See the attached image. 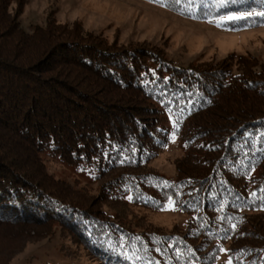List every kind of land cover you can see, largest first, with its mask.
<instances>
[{"label":"trees","instance_id":"trees-1","mask_svg":"<svg viewBox=\"0 0 264 264\" xmlns=\"http://www.w3.org/2000/svg\"><path fill=\"white\" fill-rule=\"evenodd\" d=\"M24 4L0 0V104H8L0 105V264H217L223 248L233 264H264V65L241 57L236 68L182 67L149 46L141 53L124 49L118 60H109L107 43L51 16L44 27L26 31L18 20ZM163 7L209 23L227 13L264 11V0ZM261 25L264 18L251 17L222 27ZM78 32L90 48L78 44ZM78 48L82 54H69ZM100 55L103 66L94 69ZM36 72L66 79L65 89L82 100L95 95L142 107H121L135 112L128 123L107 125L110 118L100 112L85 119L75 115L63 91L43 90L45 78ZM215 73L217 78L210 76ZM60 111H67L69 124L79 120L75 131L82 135L60 134ZM48 112L59 118L50 125ZM19 118L22 130L8 126ZM172 146L179 157L173 174L164 176L151 164ZM43 159L91 175L110 207L74 196L62 180L53 183L45 177ZM170 199L186 219L171 233L131 227L108 213L114 204L164 210ZM36 225L48 233L28 247L36 228L26 229ZM54 233L61 243L59 260L31 254Z\"/></svg>","mask_w":264,"mask_h":264},{"label":"rangeland","instance_id":"rangeland-1","mask_svg":"<svg viewBox=\"0 0 264 264\" xmlns=\"http://www.w3.org/2000/svg\"><path fill=\"white\" fill-rule=\"evenodd\" d=\"M24 2L23 11L18 17L23 29L33 31L36 27H44L47 23L48 16H51L59 25L67 29L75 28V31L80 29L79 32L81 33L91 34L93 37L101 39L103 45L104 42L107 43V52L113 55V58H109V60H118L120 58L119 53L124 49L141 53L145 46H149L154 48L156 52L163 53L166 59L175 65L182 67L199 65L216 68H223L225 66L236 68L235 65L239 64V58L241 57L253 58L256 60L258 66L264 65V25L242 30L225 29L222 26L217 27L214 23L185 18L161 5L159 6L151 1L145 0H24ZM16 7L17 4L15 2L11 5L10 10L13 12ZM79 32V37L75 38V40L79 42L78 44L82 48H90L91 44L89 42H86L85 45L82 40L80 41ZM90 42L95 43V41ZM73 53L74 55L82 54L83 49L78 48L75 52L74 50L69 52V54ZM64 56L73 58L71 55H62L63 58ZM100 57L101 55L96 56V59L94 58V69L102 68L103 65L99 64H101L100 60L103 59ZM78 60L82 61L80 58ZM98 72L105 78L106 74L103 71L101 72L99 70ZM34 74L47 79L42 80V83H40L43 90L44 88L49 92L59 90L67 94L68 101L66 102L74 109V112H78L75 115L86 116L85 119H95L96 112H100L108 120L110 118V123L104 118L106 120L105 122L108 123L107 125L116 124L118 120H121L123 123L127 121L128 123L130 122L128 115L134 114L132 116L136 117L135 112H126L121 107L127 109L142 107L141 103H137L136 105H132V107L129 106V108L126 104H120L115 101L111 102L107 98L102 96L96 97L95 95H89L86 102V100H82L77 96V92L72 94L65 89L66 83L64 80L66 79L60 80L58 76H52L43 72H36ZM210 76L217 78L216 73ZM114 89L116 92H123L118 87ZM8 100L13 99L10 98ZM1 101L2 104L0 105L8 106L4 99ZM95 102L96 104L94 105ZM93 105L97 108L95 109L96 111L92 109ZM1 108L0 119L3 116ZM60 113L62 115V119L60 118V120L65 122L67 116H69L67 115V111L66 113L60 111ZM47 114L52 119L47 125L52 124L54 122L53 119H59L56 116H52V112H48ZM72 121V124L64 123V131L60 134H66L70 130L75 135L83 134L75 131V127L79 124L76 122L79 120ZM1 123L2 121H0V126L2 127ZM22 123L19 118L9 121L8 126H16L18 130H22L24 128ZM116 126L121 127L119 124ZM33 131L34 129L32 127L26 132L28 134V132ZM178 157L179 151L172 146L162 151L159 157L152 161L151 166L161 175L170 176L173 174L175 160ZM42 168L44 169L45 177H51L53 183L57 180L66 182L69 186L68 189L74 196L82 200L90 201L95 207H110V205L107 206L106 202L100 198L97 191V181L91 175H87L80 170H71L56 160L49 161L43 159ZM62 186L66 187L63 184ZM111 206V209L108 211L111 218L114 215L119 216V220H122L131 227L138 226L140 228H150L171 233L174 227L183 226L186 221L185 217L179 211L172 208V206H168L166 209L159 211L125 207L121 204ZM31 227L36 228L35 233L28 231ZM26 230L30 232L28 237L30 244L28 247L40 242L42 240L41 237L48 233L46 228L43 229V227L38 225L28 226ZM53 235L55 237H53L52 241L46 240L32 247L30 249L31 254H34L39 259L50 258L51 260H59L61 258L59 250L61 243L57 242L58 234L54 233ZM229 261L223 248L217 264H229ZM231 264L233 263L231 262Z\"/></svg>","mask_w":264,"mask_h":264},{"label":"snow or ice","instance_id":"snow-or-ice-1","mask_svg":"<svg viewBox=\"0 0 264 264\" xmlns=\"http://www.w3.org/2000/svg\"><path fill=\"white\" fill-rule=\"evenodd\" d=\"M151 2L160 3L161 6H169V7H175L176 5H181L182 3H185L187 6L190 7L191 5L197 3L198 0H151ZM199 2L201 3V6L203 7V0H199ZM228 2H235V0H216V3L219 7H224ZM176 10L183 13L185 9L179 8ZM205 15H207V13ZM251 17L264 18V11H247V12H243L239 14L227 13L224 15H220L219 18L209 19L208 22L214 23L217 27H220L228 22L247 21ZM252 195H255V193H252ZM129 199H131V197H129ZM261 199H264V197H262ZM172 203L173 202L170 199L169 205L171 206ZM232 227L234 228L235 225H232ZM229 264H231L230 261H229Z\"/></svg>","mask_w":264,"mask_h":264}]
</instances>
